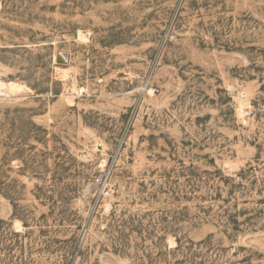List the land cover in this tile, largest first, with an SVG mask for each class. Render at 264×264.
<instances>
[{
    "label": "rangeland",
    "instance_id": "1",
    "mask_svg": "<svg viewBox=\"0 0 264 264\" xmlns=\"http://www.w3.org/2000/svg\"><path fill=\"white\" fill-rule=\"evenodd\" d=\"M0 80V264H264V0H0Z\"/></svg>",
    "mask_w": 264,
    "mask_h": 264
},
{
    "label": "bare ground",
    "instance_id": "2",
    "mask_svg": "<svg viewBox=\"0 0 264 264\" xmlns=\"http://www.w3.org/2000/svg\"><path fill=\"white\" fill-rule=\"evenodd\" d=\"M80 35V34H79ZM81 35H82V33H81ZM80 35V36H81ZM85 36V35H84ZM81 37H83V35L81 36ZM87 38V37H86ZM86 38H84V39H86ZM57 59V58H56ZM21 87V86H20ZM16 89H17V86L16 85H14V84H9V83H5V82H3V81H1L0 80V96H5L6 97V95H8V94H10L11 95V93H13V92H16ZM20 89V88H19ZM21 89H22V87H21ZM25 91V90H24ZM14 94V93H13ZM8 97V96H7Z\"/></svg>",
    "mask_w": 264,
    "mask_h": 264
},
{
    "label": "water",
    "instance_id": "3",
    "mask_svg": "<svg viewBox=\"0 0 264 264\" xmlns=\"http://www.w3.org/2000/svg\"><path fill=\"white\" fill-rule=\"evenodd\" d=\"M57 62L63 64L67 62V55L65 53H60L57 57Z\"/></svg>",
    "mask_w": 264,
    "mask_h": 264
},
{
    "label": "built area",
    "instance_id": "4",
    "mask_svg": "<svg viewBox=\"0 0 264 264\" xmlns=\"http://www.w3.org/2000/svg\"><path fill=\"white\" fill-rule=\"evenodd\" d=\"M104 194H105V195H108V194H109V192H108V191H106V189H105V191H104Z\"/></svg>",
    "mask_w": 264,
    "mask_h": 264
}]
</instances>
